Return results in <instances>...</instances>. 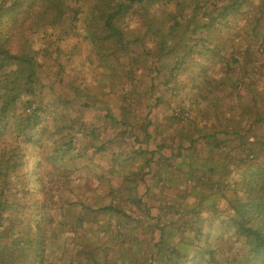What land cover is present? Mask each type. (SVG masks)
Instances as JSON below:
<instances>
[{
  "label": "trees",
  "instance_id": "obj_1",
  "mask_svg": "<svg viewBox=\"0 0 264 264\" xmlns=\"http://www.w3.org/2000/svg\"><path fill=\"white\" fill-rule=\"evenodd\" d=\"M169 1L0 0V134L12 125L13 130H20L16 135L21 133L25 143L47 149L40 164L44 167V188L38 204L45 220L32 226L25 220V208L31 205L18 183L23 147L18 142L0 148V264H22L27 260L30 264H155L161 250H165L162 254L170 264H264V111L260 108L264 97L253 89L264 60L237 59L239 67L232 81L217 75L208 87L198 89L203 98L210 100L207 123L197 124L189 109L174 101L167 103L161 120L156 109L168 100V91H177L175 76L184 65L182 58L199 45H213L211 39L198 35L182 43L183 54L175 58L158 87L156 76L164 68L157 66L162 48L178 54L174 51L178 43H166L180 23L178 16H171V25L165 31L164 26L154 25L153 15L145 17V13ZM203 4L207 1L195 0V8L204 16L202 25L208 28L219 24ZM84 8L89 13L81 21ZM136 16L135 23L143 20L146 30L140 37L136 27L132 30L135 33H130L136 37L131 38L126 34L125 22L133 17L136 20ZM190 23L193 31L201 27L197 21ZM80 25L84 31L81 34L95 45L98 60L103 61L100 66L104 78L94 80L90 86L72 81L66 94L63 79L68 74L59 60L60 44L78 35ZM37 33L51 39L53 48L36 47L33 37ZM143 41L157 48V58H148L150 76L146 85L140 81L143 60L134 48L135 42ZM258 50L259 58H264V45ZM43 70L53 71V77L43 80ZM58 82L64 91L56 89ZM242 87L248 102L244 106L239 101L233 104L234 93L239 96ZM46 90L53 95L46 96L49 102L44 99ZM19 105L21 118L16 112ZM82 109L90 110L89 115ZM48 111L63 123L48 136L35 138L33 129L41 125ZM254 129L256 137L252 136ZM103 154H108L106 163L95 159ZM83 156L86 165L96 171L94 181L86 178L89 190L85 193L67 186L78 180L73 163ZM127 161H137V166L119 180V170ZM242 166L248 169L241 173L243 179L238 185L233 171ZM68 193L69 197L62 196ZM96 196L104 199L97 206L91 204ZM123 201L142 211L139 218L132 216L138 223V258L123 255L132 247L129 243L133 238L127 231L136 226ZM73 205L79 212L69 218ZM99 212L120 215L114 235L108 230L110 221L100 226ZM145 218L151 220L150 236L157 232L158 223L159 230L173 227L183 234L190 232L193 252L167 246L166 232L161 231L153 251L150 238L141 241L140 237L146 231ZM86 223H95V231L104 232H95L90 238H106L105 246L100 248L88 238L82 243ZM207 223H217L222 230L214 244L207 241ZM58 231L56 236L46 235ZM60 237L69 248L66 258L50 253V245Z\"/></svg>",
  "mask_w": 264,
  "mask_h": 264
},
{
  "label": "rangeland",
  "instance_id": "obj_2",
  "mask_svg": "<svg viewBox=\"0 0 264 264\" xmlns=\"http://www.w3.org/2000/svg\"><path fill=\"white\" fill-rule=\"evenodd\" d=\"M207 4H203L204 10L206 9L207 12L211 14V16H214L216 21L219 23L217 25H210V27L206 28L202 24V20L204 16H201L200 10L198 8H195V0H171L168 3L165 4H158L155 7L148 8V13H145V17H149L151 15L154 16V25L156 27L164 26V30L168 31V25H171V16H178V22L180 23L179 26L175 27L173 29V37H169L170 42L166 43L167 45L170 44H176L175 50L176 54L174 52H169L168 49L165 46L162 48V58L158 62L157 66L160 67L162 65L164 68L161 69L158 76H156V83L159 87L161 84V80L164 78L163 76L168 75V69L169 66H171L175 61V58L177 56H181L183 54V48L181 47L182 43L185 41L190 40L193 36H202L206 39H211L213 41V45L211 47L207 45H199L198 47L194 48L193 53H187L188 57L182 58L183 60V67L180 72L175 76L177 80V91L175 93H170L169 91L166 93V96L168 97V100L165 103H162L160 107L156 109L158 113V118H161V120H164L163 116L166 112L167 103H170V101H174L175 104L179 105L182 108L189 109L190 113L189 115L191 118L196 121L197 124H201L202 122L207 123V117L210 114V100L207 98H203L198 89L203 88V86L208 87V82H211L210 79H213L220 76V78L224 79V76H227L226 78H229L227 80L232 81L236 75L234 70L237 71L239 64L236 63L237 59H240L241 61L249 60V61H259L260 56V47L264 45V0H206ZM87 2L84 3L85 6H87ZM83 5V6H84ZM223 6H225L224 10L222 9ZM89 13L88 8H84L82 10L81 21L83 17H85ZM152 13V14H151ZM184 15V17L182 16ZM135 17V16H134ZM133 18H128L126 23V34L127 36L134 38L135 35H131L130 33L135 31L134 30L137 27L139 36L141 37L142 33L145 32V23L143 20H140L138 24L135 22L137 21ZM192 20L197 21L198 25L201 26L200 28L193 31V23H190ZM167 21V22H166ZM82 25L79 27V34L71 37L67 41H63L60 44V50H59V60L62 64L65 65L66 73L68 74L67 78L63 79L65 82L64 89L66 94L70 91V83L73 81L75 83H82L83 86H90L93 81L100 80L102 77L101 72V66L103 65V61L98 60L100 58L99 53L95 47L94 44H92L88 39H86L82 34H84V31H82ZM187 27L184 31V28ZM41 31V30H40ZM81 31L83 32L81 34ZM175 34V35H174ZM160 36V34H159ZM156 39L159 40L158 35L156 36ZM34 45L36 47H40L42 45L48 46L50 49L53 48L54 43L51 42V39H44V37L41 36V33H37L33 37ZM140 43V44H139ZM135 42V53H137L138 57L143 60V69L140 74V81L142 84L146 85L149 82V75H147L149 60L148 58H157L156 56V50L155 44H149L148 42ZM147 50L149 52V56L146 53ZM196 50L199 51V55L196 54ZM168 51V52H167ZM238 57V58H237ZM222 59V60H221ZM262 61V60H260ZM145 62V64H144ZM168 65V67H166ZM48 69L50 67V63L48 64ZM104 69H106V64L103 66ZM121 68V67H120ZM118 68V70L120 69ZM215 71L213 72V70ZM217 71V74H216ZM104 73H106L104 71ZM153 75L155 72H151ZM261 76L259 79V82L257 85L253 87L254 91H256L257 94H260L264 97V68L260 70ZM41 77L43 80L47 81V79H51L53 77V71H44L41 72ZM174 77V76H173ZM172 79V78H171ZM85 84V85H84ZM62 83L58 82L56 85V89H60L61 91H64L63 88H61ZM203 85V86H202ZM200 86V88L198 87ZM163 89V85H162ZM164 91V90H163ZM162 91V92H163ZM160 92V91H159ZM214 92V91H213ZM45 102H49L46 99V96L51 98L53 95L49 90H46L45 93ZM151 100V99H150ZM232 103L235 104L237 101L240 102V105L248 102L247 95L245 92L244 87L240 89V95L237 96V92L234 93L232 99ZM152 101V100H151ZM219 106V105H217ZM260 108L264 111V101H262V105ZM57 110V109H56ZM81 111H84L86 115L88 116L90 113V110L88 109H82ZM146 111V110H145ZM16 112L18 113L19 117H23V112L21 109V106L19 105L16 108ZM63 112V111H62ZM142 112H144V109H142ZM48 114H45L43 121L40 126L35 127L33 129V135L38 137H46L49 135L50 132H53L55 127L57 125H60L63 123L60 117H57L53 114V112L48 111ZM164 123V122H163ZM16 124V123H15ZM187 127V126H186ZM183 128L184 130L186 129ZM14 126L10 125L9 129H6L2 134H0V148L3 146H6L7 144L10 145L11 143H20L23 147V163L21 168V174L18 175V183L21 184L22 190H25L23 193L26 195L25 201L27 200L30 202L31 208H25V220L31 222V225H34V222L42 221V224H44L45 215L42 214V210L38 209V204L40 203L41 199L39 198L41 190L44 188V184L42 182V174L41 170L44 169L43 165L41 164V161L44 160V154L46 148L40 149L33 143H25L24 139H22L23 135L19 133L16 135V132H19L20 130L14 129ZM262 126L257 127V132L260 131ZM256 130L252 131V136L256 137L257 135ZM55 136H52L53 138ZM27 138V137H26ZM16 141V142H15ZM129 149V147H128ZM236 151V150H235ZM262 154V152L260 153ZM84 157V158H83ZM81 159H76L77 163H73V165L76 167L75 177L78 179L73 184H67V186L72 188H80L83 193L89 190L87 186L89 185L88 180L86 178H90L92 181L96 178V171L91 168V166H87V159H85V156H83ZM108 158V154H103L101 158L98 156L95 158L100 163H106ZM219 161V160H217ZM137 166V161H127L123 165V167L119 170V180H122L124 175H127L131 173L132 170H134ZM218 169V168H217ZM247 167H240L235 172V183L238 185H241V181L243 177H240L241 173L243 171H246ZM231 174V173H230ZM90 180V181H91ZM118 181V180H117ZM117 186V184H115ZM70 191V190H69ZM79 192V191H78ZM80 193V192H79ZM68 195V196H67ZM71 194H62L63 197H69ZM17 196V200H18ZM118 200V198H115ZM103 197L100 198V196H96L92 201L91 204H95L97 206V203L101 204L103 201ZM107 202V201H106ZM121 203L126 204V201H123ZM128 206V207H127ZM124 209L127 211V213L130 216V219L132 218V223L136 224L135 227H133V231L130 229L128 232V235L132 236L133 239L130 240V246L131 249L128 247L127 251L124 250L123 255L130 257V255H136L135 257L138 258V250L136 248V244L139 245V240L136 241V233L137 232V226L138 223L136 221V218H139L138 216H141V208L132 206L131 204H126L123 206ZM22 209V208H21ZM79 212V209L77 206L73 205L70 207L69 212V218H75V214ZM118 214V213H117ZM16 215V213H14ZM13 215V216H14ZM134 218H133V217ZM118 219H121L120 215L112 217V214L108 213H101L99 212L98 219L101 222V225H106L110 221L109 224L110 229L109 233L114 235L115 232V225L116 221ZM145 224L147 223L145 234H141V241L145 239H149V245L153 249V251H156V247L153 246L154 240H157L158 236L160 235V231L166 232L167 237V246H175L178 247V250L180 252L182 251H189V253L193 252L194 246L191 242L192 240V234L190 232L188 233H182L179 231H175L173 227L169 228L168 230H159V227L161 226L160 223L157 224V232L154 233V235L150 236L147 235L149 231V227L151 225V220L145 218ZM150 222V223H149ZM150 224V225H149ZM162 224V223H161ZM143 225V224H142ZM87 228H85L82 231V238L83 242H87V238L91 241L96 242V246H100L102 248L105 246V240L102 239V237H95L90 238L94 235V233H101V231H95L97 230L95 223H86L85 225ZM99 226V225H98ZM68 227V226H64ZM63 227V228H64ZM170 227V226H167ZM36 227L33 228L35 230ZM140 229V228H139ZM57 231V230H56ZM133 232V233H132ZM207 233V241L210 243H215L217 235L222 233V230L218 227L217 223L213 224H206V231ZM58 232L51 233L46 232V235L48 237L56 236ZM86 236V237H85ZM98 236V235H97ZM62 238H57V242H53L52 245H50V253L56 254L57 256H60L62 258H66L69 252V248H67V245L65 244V241L63 242ZM202 241L205 240L204 236L201 237ZM53 240V238H52ZM114 250L115 248H111V250ZM165 249V248H164ZM100 253H103L102 249H99ZM165 250L159 251V254L155 260V264H170L165 256L162 254ZM134 257V258H135ZM166 262V263H165ZM22 264H30V262L27 260L24 261ZM119 264V263H115ZM189 264V262H188Z\"/></svg>",
  "mask_w": 264,
  "mask_h": 264
}]
</instances>
